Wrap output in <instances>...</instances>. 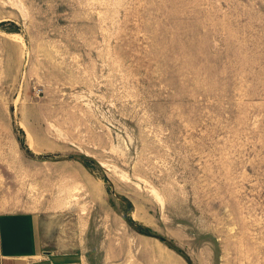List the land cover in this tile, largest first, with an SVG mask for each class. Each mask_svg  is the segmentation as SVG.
<instances>
[{"label": "rangeland", "instance_id": "obj_1", "mask_svg": "<svg viewBox=\"0 0 264 264\" xmlns=\"http://www.w3.org/2000/svg\"><path fill=\"white\" fill-rule=\"evenodd\" d=\"M14 142L85 264H264V0H0Z\"/></svg>", "mask_w": 264, "mask_h": 264}, {"label": "crops", "instance_id": "obj_2", "mask_svg": "<svg viewBox=\"0 0 264 264\" xmlns=\"http://www.w3.org/2000/svg\"><path fill=\"white\" fill-rule=\"evenodd\" d=\"M3 58L0 50V105L10 103L4 82L11 70ZM11 119L0 111V264H85L81 253L64 250L48 204L30 191L36 162L14 142Z\"/></svg>", "mask_w": 264, "mask_h": 264}]
</instances>
